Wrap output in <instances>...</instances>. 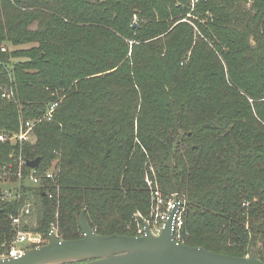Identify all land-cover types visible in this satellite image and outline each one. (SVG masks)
<instances>
[{
    "label": "trees",
    "instance_id": "obj_1",
    "mask_svg": "<svg viewBox=\"0 0 264 264\" xmlns=\"http://www.w3.org/2000/svg\"><path fill=\"white\" fill-rule=\"evenodd\" d=\"M188 4L0 0V131L59 103L34 143H0V166L39 158L44 174L58 160L42 186L27 185L24 164L19 197L0 198V245L26 203L33 222L22 230L45 241L51 221L61 240L81 238L83 210L96 234L135 236L127 225L149 212V159L164 196L184 203L182 244L235 257L254 249L264 262V0H199L195 39L180 22ZM4 42L38 46L11 65Z\"/></svg>",
    "mask_w": 264,
    "mask_h": 264
},
{
    "label": "water",
    "instance_id": "obj_2",
    "mask_svg": "<svg viewBox=\"0 0 264 264\" xmlns=\"http://www.w3.org/2000/svg\"><path fill=\"white\" fill-rule=\"evenodd\" d=\"M39 162L36 158L25 165L34 169ZM183 206L176 197L159 235L145 226L143 236L98 235L87 223L83 210L79 216L81 238L61 240L51 231L45 245L0 259V264H264L254 249L248 256L235 257L175 241L174 217Z\"/></svg>",
    "mask_w": 264,
    "mask_h": 264
},
{
    "label": "built area",
    "instance_id": "obj_3",
    "mask_svg": "<svg viewBox=\"0 0 264 264\" xmlns=\"http://www.w3.org/2000/svg\"><path fill=\"white\" fill-rule=\"evenodd\" d=\"M5 51L4 48L1 49ZM3 99H10V94L7 91L2 93ZM58 101L53 102L48 107L46 113L43 115L42 119L27 120L20 123L19 131L15 133L0 131V143H12L21 144L27 142L30 136L33 135V129L41 120L50 121L53 117L55 108L58 106ZM25 162L20 159L18 172L15 173L18 178L16 184L15 193L9 195L8 190L5 188L6 184H9L8 173L6 171L7 166H0V198L2 200L15 199L19 197L18 187L20 185V180L22 179V167ZM54 172L48 169L44 174L37 171V168L31 169L24 179L27 185L31 186H42L43 179H53ZM8 181V183H6ZM147 185L150 189V210L149 217L144 218L140 213L134 215L135 221L137 223V228L135 230V236H143L145 226H148L150 232L154 235H159L164 223L168 217V213L174 206L175 198L179 196L176 194H171L170 197H164L162 192L157 188V186L150 180H147ZM51 197V195H49ZM180 199V198H179ZM181 201V199H180ZM182 202V201H181ZM183 203V202H182ZM184 204V203H183ZM183 207L174 217V228H173V239L181 243V225H182V214ZM30 213V203H26L21 209L20 213L16 216L10 215L9 219L14 227H19L22 217H27ZM54 231V229L49 230V233ZM48 241H45L43 236L39 233L32 231L18 230L13 236L12 242L8 247L0 245V259H5L8 257H15L25 253L28 248H36L45 245Z\"/></svg>",
    "mask_w": 264,
    "mask_h": 264
},
{
    "label": "rangeland",
    "instance_id": "obj_4",
    "mask_svg": "<svg viewBox=\"0 0 264 264\" xmlns=\"http://www.w3.org/2000/svg\"><path fill=\"white\" fill-rule=\"evenodd\" d=\"M198 1L199 0H187V2H189L188 6L187 7L183 6L187 10V13L180 20V22L186 23L187 25H189L193 29V31H194V39L196 38V36L199 35V31H198V28H197L196 23H195V21L200 22V20L198 19V16H196L197 12H196V7H195L198 4ZM132 23H133V25L134 24L136 25L138 23L137 15L133 16ZM36 28H37V24L34 23V24H32L29 27V30L34 31ZM130 44H132V42H130ZM35 46H38V45L36 43H25V44L14 45V44H12L10 42H4L1 45V49L4 48L5 51L9 53V55H10V63H11V65H13V64L22 63V62L27 61L28 60V56H31V53H28V51L31 50L32 48H34ZM128 56H130V53L128 54ZM188 57H189V54L187 55L186 59L184 60L185 62H187ZM87 81H89V79L86 78V77L82 80V82H87ZM8 92L10 94V99H5V100H11L13 98V93L11 91H8ZM56 96L58 98L57 100H59V101L63 100V97L61 95H56ZM42 117H40V118L38 117V118L42 119ZM38 118H36V119H38ZM136 126H137V122H135V129H136ZM10 133H14V132H10ZM35 141H36V136L33 133V135L30 136L29 140L27 142H25V143H34ZM20 159H21V157L16 159L13 163H8V165L5 164L8 167V168H6V171L8 173V178H9L8 179L9 184H6L5 188L8 190L9 195L15 193V190H16V187H17L16 186V184H17L16 182H17L18 178L16 177L15 173L18 172V166H19ZM57 161H58L57 159L54 160L51 163V166H50L51 170L54 173L57 171V168H56ZM145 166H147V169L145 170V173H144V182L146 183V187L148 189L149 201H150V189H149V187L147 185V180L152 181L157 186V188H159V190H160V187H159V181H158L157 173H156L155 169L152 167V165L150 164L149 159L146 160ZM8 181L6 183H8ZM162 194L164 196L163 192H162ZM170 196H171V194L168 195V196H164V197L167 198V197H170ZM149 210H150V206H149ZM19 213H20V211L18 212V214ZM136 213H140L144 218L149 217V212H148V214L147 213L143 214L139 210L138 211H134L130 215V220H129L128 225H127L128 229H129V227H132V231H135L136 228H137V223H136L135 218H134V215ZM16 215H14V216H16ZM24 218H26V216L22 217L19 227H14L11 224L13 226L14 235L16 234V231L22 230V226H24V225H28L29 227H31V223L33 222L32 216H29L26 219H24ZM49 226L51 227V229H54V232L56 233V227H55L53 221H51ZM182 228H183V224L181 225V238H182ZM36 233H38V232H36ZM39 234L42 235V233H39ZM56 235H57V233H56ZM29 249L30 248H28V250ZM248 255H246V256H248Z\"/></svg>",
    "mask_w": 264,
    "mask_h": 264
}]
</instances>
